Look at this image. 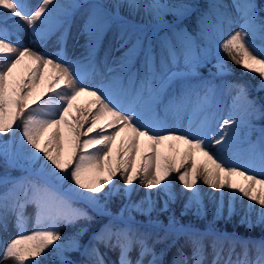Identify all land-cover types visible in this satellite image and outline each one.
<instances>
[{"label": "snow or ice", "instance_id": "1", "mask_svg": "<svg viewBox=\"0 0 264 264\" xmlns=\"http://www.w3.org/2000/svg\"><path fill=\"white\" fill-rule=\"evenodd\" d=\"M51 4L53 0H41L35 10L30 12L23 0H0V21L10 19V13L11 16L25 21L32 32L43 39L48 32L37 29L35 22L39 20L42 26L49 24L53 12L56 11V7L48 8ZM150 7L158 16L159 10L164 6L157 3ZM244 18L241 30L223 41L221 47L233 63L247 71L257 73L261 78V85L264 86V58H260L264 56V21L259 25L255 23L256 6L251 3L244 6ZM105 23L99 13L93 12L88 26L90 30L96 31L103 28ZM13 27L18 29L19 22H15ZM12 35L13 32L8 28L0 27V136L12 133L17 121H21L22 137L26 139L27 144L37 150L30 153L31 159L45 161L41 164V171L47 168L49 174L57 180L70 178L73 182L70 191H76L78 187L91 193L101 192L119 173L124 184L131 186L139 179L141 186L149 190L160 187L171 200L173 194L169 190L171 184L169 177L173 171L180 173V169L184 168L178 179L185 189L194 190L190 200L199 201L200 190L196 185L202 178L203 183L213 189L227 187L260 204L262 207L259 222L264 223V173L262 178H257L248 167L241 169L208 150V145L212 143L221 146L222 149L226 148L230 138L236 135V129L232 126L239 125L241 121L232 118L224 120L220 131L209 139L207 118L202 120L195 130L190 128L179 134L164 131L159 121L145 118V113L151 111V105L158 99L170 79L168 62L175 60L174 49H167L166 56L161 58L157 68L150 49H144L138 37L136 43L122 58L120 67L125 68L140 48L144 53V74L139 77V83L137 84L136 76H129L128 85L125 87L121 84L120 77H113V84L89 90L84 86L82 73L77 67L63 60L57 62L58 58L47 57L33 51L23 46L18 36L13 41L10 38ZM246 37H250L252 41L259 38L262 43L259 47L255 43L246 45ZM249 47L253 48L255 55ZM25 58L31 63L25 64ZM186 59L191 61L190 52ZM21 65H24V71L19 70ZM50 67L53 69L51 78L45 80ZM218 67L223 71L222 64ZM92 70L95 71L94 65ZM41 85L44 86V91L38 92ZM113 85L120 86L114 88ZM48 93H51L48 99L42 104H37V101ZM145 93L148 98L141 105ZM82 95L93 97L94 100L88 107L77 106L74 110L75 101ZM237 98L242 99L252 109L249 115H255L259 111L254 102L248 100L247 91L243 86H239ZM187 100L188 94L185 93L172 104L180 107ZM207 103L206 94L201 98L196 111H202ZM109 129L113 131L109 132ZM93 133L96 135H92ZM122 133L124 137L117 145V139L121 138ZM82 136L86 139L81 140ZM178 144L187 146L182 156H166L162 153L164 146L176 150ZM142 148H146L151 155H142ZM38 153H42L43 156ZM197 154L202 158V163L197 162ZM137 159L142 162V166L137 165ZM260 161L264 168V149L260 152ZM189 162L191 166L185 167ZM151 169L154 171L150 172ZM60 173L67 175L60 176ZM232 177H243L248 183L237 185ZM0 184L11 185L0 193V231L6 230L9 213L15 215L17 227L22 228L25 219L24 209L28 204L36 205L38 220L63 219L71 222L85 215L72 209L54 187L47 183L38 184L28 176L15 179L0 178ZM257 185L261 192L259 196L255 194ZM116 187L113 185V188ZM133 190L131 187L126 188L125 195H130ZM111 192L112 189H109L106 195H110ZM86 199L96 202L98 197L93 195ZM132 207L144 212L150 211L153 205L148 201L146 208L142 205ZM253 207L254 204L249 205V208ZM154 226L164 230V236L158 237V242L169 238L175 241L181 236H187L192 246V264H204L206 237H212L210 246L213 258L210 264H264V242L241 241L242 251L236 253L234 238L224 233H217L211 229L200 232L191 226L180 225L174 217L169 219L167 226L159 220L154 222ZM59 239V234L52 227L38 228L31 234L21 232L6 242L3 252L0 253V262L12 260L15 264H28L29 261H34L35 264H39L37 258L52 242ZM148 239L150 234L139 233L131 225L125 227L105 225L96 235L95 243L90 246L89 264H105L96 244L118 248L119 264H133L129 259V253L134 245H138L140 249L135 264H145L144 257L149 254L152 258L147 264H160L157 254L147 243ZM224 241H229L226 254ZM249 243L255 245L254 258L250 257ZM188 262V256L182 251L173 260V264Z\"/></svg>", "mask_w": 264, "mask_h": 264}, {"label": "bare ground", "instance_id": "2", "mask_svg": "<svg viewBox=\"0 0 264 264\" xmlns=\"http://www.w3.org/2000/svg\"><path fill=\"white\" fill-rule=\"evenodd\" d=\"M210 1L219 4L222 8V4L227 3L224 0ZM258 1H260V4L264 7V0ZM23 2L28 5V10L31 12L40 4L41 0H23ZM157 3L164 6L159 10L158 16L156 11L150 7ZM54 7H56V11L53 12L49 24L42 26L39 20L35 22L37 29L48 32V35L43 39H41L39 35L34 34L25 21L20 20L18 17L11 16L10 13L9 16L11 18L6 21H0V27H6L10 32H13V35L10 37L13 41H15L18 36L23 46L47 57L58 58L57 62L63 60L77 67L82 73L84 86L89 90L105 88L113 84V77H120L121 84L125 87L128 85L129 76H136L137 84L139 83V77H142L144 74L143 51L138 48L136 55L125 68L122 69L120 64L128 49L136 43L137 38L144 32L145 39L140 40L142 47L144 49H150L157 68H159L161 58L166 56L168 48H172L176 52L174 62H168L170 79L166 83L163 91L160 92L158 99L151 105V111L145 113L146 119H155L160 122L162 130L179 134L190 130V128L195 130L200 125V122L207 118L208 132L209 126H211L215 129L213 132L214 135H216L222 128L224 120L229 118L235 119L237 117L236 108L228 109L225 105H221L220 111L217 110V108L214 110L213 108L207 107H205V109L203 108L202 111H196L198 104L201 102V98L207 94L208 101L210 102L213 94L207 89H203V86L199 83V77L180 69L182 66L187 65L185 64L186 55L190 52L192 56V43L186 39L187 36L184 33L175 34L170 38L158 37L157 42L152 44L154 34L159 31V33H157L159 36L164 29L161 20L166 12H175L179 18L182 19L188 15L189 9L174 7L163 0H53V4L49 5L48 8L52 9ZM93 12L99 13L106 22L103 28L96 31L90 30L88 26L89 18ZM47 14L46 11L45 15ZM221 18L224 20L221 19L220 23L227 24L228 29H232L235 26L240 27L243 25L242 23H244L243 16L240 17V15L231 14L230 16H222ZM41 19H43V17ZM210 20L216 21L213 18ZM17 21L20 25L18 29L13 27ZM219 27H221V25H219ZM186 28L188 27L186 26ZM222 29H224L223 25ZM247 39L249 42H254L250 37H247ZM256 40L257 42L260 41L259 38L255 39V41ZM261 58H264V56H261ZM24 63L30 64L31 61L25 58ZM93 65L95 66V71L92 70ZM109 69H114L115 71H109ZM19 70L24 71V65H21ZM48 72L49 75L45 77V80L51 78L53 69L50 67ZM39 83L38 81V84ZM119 86L120 85H113L114 88H118ZM43 91L44 86L41 85L38 88V92ZM185 93L188 94L186 103L180 107L174 106L172 102L178 100V98L182 97ZM50 95L51 93L44 95L42 99L37 101V104L44 103ZM147 98V93H145L141 105L144 104ZM93 100V97L87 95L80 96L74 103V110L77 106L81 108L88 107ZM35 106L36 105H33V107ZM85 127H87V125ZM97 131H99V129ZM108 131L111 132L113 129H109ZM12 133V143L1 147L0 153L13 159L14 150L16 152L15 155L20 156L25 162L20 167V170L25 169L24 171H30L28 175L30 179L32 177L37 178L40 175H50L47 168L41 171V164L45 162L44 159L39 161H33L31 159L30 153L36 152L37 150L27 144L26 139L22 137L21 121H17V125L14 127ZM255 133L256 131L252 130L249 137L253 138ZM92 135H96V133ZM123 137L124 134L122 133L121 138L117 139V145L120 144ZM242 137L240 133L239 136L230 138L228 146L223 149L221 146L212 143L208 145V150L213 154L223 157L229 163L234 159L241 169L248 167L251 173H255L257 178H259L261 166L260 158L256 160V165L251 168L246 164L248 156L245 154L246 148L247 151L250 149L251 154L253 152L255 153L256 145L253 141L243 139ZM45 139H47V137H45ZM84 139H86V137L82 136L81 140ZM186 147V145L178 144L176 150H170L167 146H164L162 148V153L166 156L171 155L180 157L183 155V151ZM228 151L233 153L226 157V152ZM38 155L43 156L42 153H38ZM77 155H79V153H77ZM142 155H151V153L147 151L146 148H142ZM14 160H16L15 157ZM136 162L138 166H142V162L139 159H137ZM197 162H203L199 154H197ZM190 166L191 162L185 165V167ZM9 169V172H15L14 169L10 167ZM152 171H154V169L150 170V172ZM183 171L184 168H181L180 173ZM180 173L173 171L169 177V180H171L169 190L173 194V199L171 200L168 199L167 193L160 190V187L149 190L141 186L139 179L135 180L133 185L129 186L134 189L131 192V205H142L146 208L147 202L151 201L153 207L150 211L155 210L161 212L164 208L173 207L176 211L190 210L196 213L202 212L210 218L218 216L219 213L226 212L233 213L239 219L260 220L262 207L260 204L251 201L248 197L242 196L238 191H234L227 187L223 189H213L204 184L202 178L198 180L196 185L200 190L199 201L190 200L194 190L185 189L183 187L178 179ZM18 175H20V173ZM115 178L116 182H123L119 173ZM232 180L237 185L248 183L243 177H232ZM60 181V187L49 185L54 187L68 201L71 208L73 205H80L85 201L93 203V201L86 199V197L93 196L95 193L88 192L84 189H78V187L76 191H70L71 184L73 183L70 178L65 180L55 179L53 182ZM36 183L45 184V182H41L40 180ZM78 193H83V195H79ZM255 194L257 196L261 195L258 185L256 186ZM250 204H254V207L249 208ZM129 212L130 210L127 209L123 214L125 215ZM12 217L13 215L11 218ZM24 217L25 219L21 229L25 230L28 234H31L38 228H49V223L51 222L48 220H38L37 207L35 204H28L25 207ZM11 218L9 213L7 217V228L6 230L0 231V250H2V252L4 250L2 248L3 243L9 241L8 229L16 225L15 217ZM165 240L166 239L160 240L156 246H151L153 251L157 253L160 249L165 248ZM241 241L258 242L251 239H241L238 243L236 242V253L242 251ZM228 246L229 243L224 245L225 254ZM248 247L250 250V257L254 258L256 254L254 243H249ZM69 250L72 251L73 249ZM190 250V248H183L177 252L172 251L163 258L164 261L160 264H173V260L178 256L180 251L188 256V264H192V250ZM77 251L78 252H72L71 254L74 257L81 256V252L79 250ZM99 251L104 257L105 264H119L120 253L118 248H108L101 244ZM2 252L0 251V253ZM139 252V247L133 246V250L129 253V259L133 261V264H135V261L138 259ZM212 258V249H207L204 264H210ZM233 258L235 259V256ZM89 260L90 257L88 253H86V256L80 259L78 264H89ZM148 260L150 259L147 255L144 257L145 264H147ZM0 264H15V262L8 260L2 261ZM68 264L76 263L70 262Z\"/></svg>", "mask_w": 264, "mask_h": 264}, {"label": "rangeland", "instance_id": "3", "mask_svg": "<svg viewBox=\"0 0 264 264\" xmlns=\"http://www.w3.org/2000/svg\"><path fill=\"white\" fill-rule=\"evenodd\" d=\"M174 7H183L189 9V13L184 18H179L175 12H166L163 15L161 24H163L164 29L159 34V31L154 34L152 44H155L159 38H170L175 34L184 33L187 37L186 39L192 43V59L189 61L185 58V66L180 69L190 72L191 74L199 77V83L203 86V89H207L212 92L213 96L208 103L204 106L207 108H213L214 110L221 109V105H225L228 109L236 108L238 121H241L239 125H233L236 129V135L242 134L243 139L253 141L256 145V152L250 153V149L247 151L245 149V154L248 156L246 164L249 167H254L256 160L260 158V152L264 149V141H262V136H264V86L260 83V76L257 73H253L245 70L240 65L233 63L231 58L225 53L221 47L223 41L227 40L235 32L241 30V26H235L232 29H228L227 24L220 23L222 16L240 15L243 16L244 22V6L246 4H254L256 6L257 20L256 24L259 25L264 21V7L260 4L258 0H224L227 3L222 4L223 8L219 4L214 3L210 0H163ZM216 20L215 22L210 19ZM220 19V20H219ZM224 20V19H223ZM195 22V23H194ZM244 24V23H242ZM191 25L192 28H189ZM221 25V27H219ZM222 25L223 28L222 29ZM186 26L188 28H186ZM140 40L145 39V33L142 32L139 36ZM246 45L249 42L247 37L245 38ZM256 46L261 45V40L257 42L254 41ZM250 51H255L253 48L249 47ZM261 58V57H260ZM230 59L234 66L228 63ZM223 65V71H221L218 65ZM231 77H238L242 83L237 84ZM239 86H243L247 91V98L253 101L256 109L259 111L255 115H249L252 111L251 108L242 100L238 99ZM261 93V94H260ZM217 94V96H216ZM219 108H218V106ZM209 126V125H208ZM211 126H209V139L214 135V131ZM252 130H255V136L250 138L249 135ZM7 135V136H6ZM6 135L0 136V148L7 144L12 143L13 133H8ZM6 136V137H5ZM253 151V150H252ZM233 152H226V157L230 156ZM16 152L13 150V159L0 153V159L5 161V163L15 172H4L0 174V178L10 177L19 178L22 176H28L30 171L20 170V167L25 163L20 156L15 155ZM14 157L16 160H14ZM230 163L237 164L234 159ZM20 173V175H18ZM262 173H264V168L260 166V176L262 178ZM67 173H60V176H66ZM56 178L51 175L42 176L35 178L32 177L31 180L38 182H45L47 184L55 185L60 187V182H53ZM71 184V182H70ZM72 185V184H71ZM116 185V188H113ZM6 187H11V185L0 184V193L5 191ZM129 188L124 182H116L114 177L112 182L105 185L103 190L99 193H95L98 200L93 203L82 202L80 205H73L72 209L78 210L85 215L71 221H65L63 219H56L49 223V227H52L54 231L59 232L60 225L63 223L65 226L69 225L71 227V233L64 236L60 235V239L52 242L37 258L39 264H68L70 262H75L78 264L80 259L86 256L90 246L95 243L96 235L101 231L105 225L112 224L115 227H125L131 225V227L138 231L139 233H148L150 238L157 237L158 234L164 235L163 228L154 226V222L159 220L163 225L167 226L169 219L174 217L180 225L191 226L192 228L199 230L200 232L207 231L209 229L217 232L227 234L228 237L234 238L235 242L238 243L241 239H251L258 242H264V225L260 223L259 220L250 219H239L233 213H219L218 216L208 217L205 213H196L190 210H179L176 211L173 207L164 208L161 212L153 211H137L132 207L131 194L125 195V189ZM112 189L110 195H106ZM112 198L115 201H124L123 206L120 208L119 213H113L112 208L108 205L107 201ZM116 198V199H115ZM129 209L128 214H123L125 210ZM93 213L104 217L107 221L104 224L88 223L90 221H83L82 219L88 214ZM15 217L14 214L10 213V218ZM11 218V219H12ZM82 220V221H81ZM82 224V225H80ZM9 230V241L19 235L21 232L28 234L25 230L18 228L16 225L11 227ZM7 230V231H8ZM211 239L212 237L205 238L206 250L211 249ZM148 245L149 239L147 241ZM165 248L160 249L157 254L159 262H163V258L169 253L177 252L183 248H190L192 250L191 243L189 242L187 236H181L179 239L173 241L169 238L165 240ZM229 241H224V245H227ZM6 242L3 243V249ZM101 244H96L100 248ZM138 246V245H134ZM139 247V246H138ZM152 248V247H151ZM69 249H73L70 251ZM81 252V256L74 257L72 252ZM153 250V249H152ZM190 250V251H191ZM2 252V250H0ZM151 259V255H148ZM8 261V260H4ZM46 261V262H45ZM28 264H35L34 261H29Z\"/></svg>", "mask_w": 264, "mask_h": 264}, {"label": "trees", "instance_id": "4", "mask_svg": "<svg viewBox=\"0 0 264 264\" xmlns=\"http://www.w3.org/2000/svg\"><path fill=\"white\" fill-rule=\"evenodd\" d=\"M189 28H192L191 27V25H190V27ZM231 60L230 59H228V63H230V65L231 66H234L231 62H230ZM230 79H232V80H234L237 84H239V83H242L241 81H240V79L238 78V77H236V76H234V77H231L230 76ZM243 85H245L244 83H242ZM261 94V93H260ZM9 167H8V165L5 163V161H3L2 159H0V174H4V172H9ZM116 199V198H115ZM125 202V200L124 201H119V200H117V201H115L114 199H112V198H110L108 201H107V203H108V205L112 208L111 210L113 211V213H119L120 212V208H121V206H123V203ZM89 219V220H88ZM83 221H90V222H88V223H91L92 222V224L93 223H98V224H104L106 221H107V219H105L104 217H102V216H99V215H96V214H93V213H90V214H88V216H86V217H84L83 219H82ZM81 220V221H82ZM80 225H82V224H80ZM72 231H71V227L69 226V225H64L63 223L60 225V228H59V234L60 235H62V236H64V235H66V234H70ZM164 235L163 234H158V236L157 237H153V238H150L149 239V243H150V245L151 246H156L159 242H158V237H163ZM165 244V243H164ZM46 262V261H45ZM50 264V263H49Z\"/></svg>", "mask_w": 264, "mask_h": 264}]
</instances>
